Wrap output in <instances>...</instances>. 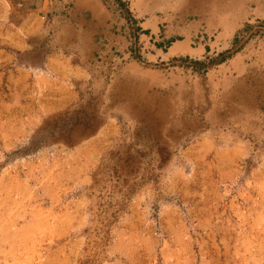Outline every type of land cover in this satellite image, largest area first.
I'll use <instances>...</instances> for the list:
<instances>
[{"label": "rangeland", "instance_id": "obj_1", "mask_svg": "<svg viewBox=\"0 0 264 264\" xmlns=\"http://www.w3.org/2000/svg\"><path fill=\"white\" fill-rule=\"evenodd\" d=\"M0 264H264V0H0Z\"/></svg>", "mask_w": 264, "mask_h": 264}, {"label": "bare ground", "instance_id": "obj_2", "mask_svg": "<svg viewBox=\"0 0 264 264\" xmlns=\"http://www.w3.org/2000/svg\"><path fill=\"white\" fill-rule=\"evenodd\" d=\"M180 46V44H178V43H176L172 48H171V50L172 51H175V50H177V48Z\"/></svg>", "mask_w": 264, "mask_h": 264}]
</instances>
